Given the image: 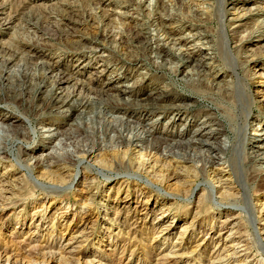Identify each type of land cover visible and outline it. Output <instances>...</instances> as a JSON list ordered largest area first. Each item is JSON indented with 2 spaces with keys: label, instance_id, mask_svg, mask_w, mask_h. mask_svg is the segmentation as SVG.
<instances>
[{
  "label": "rangeland",
  "instance_id": "rangeland-1",
  "mask_svg": "<svg viewBox=\"0 0 264 264\" xmlns=\"http://www.w3.org/2000/svg\"><path fill=\"white\" fill-rule=\"evenodd\" d=\"M4 1L8 5L1 18L10 15L13 23L11 28L0 29V44L10 45L11 50L20 54L7 66L12 73V82L0 84V185L16 184V189L3 193L12 205L0 207V251L7 249L8 254H16L17 259L12 260V264H59V255L53 259L34 255L29 252V247L49 242L57 250L84 226L87 227L88 238L80 244V248L86 255H80L79 260H62L61 264H85L93 259L88 255L90 252L102 259L95 264H205L206 257L213 250L214 253L223 248L231 255L233 245L241 246L240 254L244 253L246 257L243 259L251 261L250 264H262L264 246L254 239L255 228L233 227V223L241 221L240 212L242 215L246 213L248 223L254 220L245 211V202L237 200L228 203L216 193V189L222 191L219 187L221 182L232 183L227 187L237 186L235 180L227 176L231 168L228 161L230 134L222 132L224 122L211 110V100L198 97L184 85L185 88L180 87V79L189 68H180L179 72L172 73L170 64L154 68L152 60L148 59L153 75L137 86L128 87L132 91L130 95L121 96L128 102H138L151 93V82L164 76L167 81L172 80L176 87H168L166 92H162L166 97L164 103L174 98L176 103L189 105L178 115V111L173 109L153 107L143 110L132 106L110 110L98 103L92 106L90 113L75 112L71 116L65 113L66 108L38 114L26 113L28 96L21 94L18 83L25 75L36 77L41 72L35 69V61H40L39 57L84 81H88L93 73L97 74L88 68L89 63L99 67L103 61L111 67L115 63L124 64L121 71H115L123 77L131 73L130 77L122 79L124 87L138 77V73L131 72L130 58L120 55V48L114 39L105 43L104 52L99 56L107 61H98L99 57L93 55L89 58L91 54L85 49H65L62 45L71 30L60 24L59 15L92 17L103 8L114 10L119 7L115 9L117 14L112 16V23L118 25V32L122 26L128 32V28L138 26L142 20L149 25L147 31L155 35L154 27L149 24L148 12L138 13L136 0H62L68 5L60 4L58 0H0V4ZM176 8L182 16L190 15L187 7ZM217 9L215 19L197 21L202 27L195 26L193 29L207 30L211 38L219 41L223 32L217 28L221 26L219 5ZM124 12L130 13L132 18L120 16ZM72 25L76 33L67 35L71 41L89 47L90 40L98 37L89 26ZM44 42L53 46L54 50L50 52L43 48ZM260 45L264 49V41ZM190 47L191 42L183 46L184 49ZM193 50L200 57L201 52L197 48ZM111 53L113 58L108 60ZM170 60L178 63L175 57H170ZM112 70L98 73V80L94 83L110 82L109 73ZM261 81H264L263 77L250 81L249 88L253 92L258 89L264 91V85H259ZM156 85L160 91L165 89L160 81ZM253 123L258 122L251 115L246 124V144L259 139V134L264 132L261 128L251 129ZM142 154H148L151 161L161 163L158 165L170 159L181 162L185 165L184 169L174 170L181 177L169 182L166 180L161 185L155 178L152 179V175L140 174L126 166L119 167V161L125 162L128 157L138 160ZM103 159L109 161L110 168L101 166ZM193 168L199 171L196 178L191 177ZM166 173L169 175L165 170ZM256 177L253 173V179H250L255 194L252 204L255 205L257 219L254 223L264 245V183ZM200 198L206 199L205 202L214 208L198 213L195 206ZM159 222L165 227H172L171 236L165 242L163 238H156L157 234L153 236L152 226L160 227ZM231 228L232 233H229ZM210 236L214 243L202 247L204 240L207 241ZM183 242H188L184 248H188L187 252L193 251V254L179 251L183 254L172 260L162 259ZM244 244L246 251L242 247ZM257 245L262 250L258 251ZM0 260V264H5V257L0 256Z\"/></svg>",
  "mask_w": 264,
  "mask_h": 264
},
{
  "label": "bare ground",
  "instance_id": "bare-ground-1",
  "mask_svg": "<svg viewBox=\"0 0 264 264\" xmlns=\"http://www.w3.org/2000/svg\"><path fill=\"white\" fill-rule=\"evenodd\" d=\"M136 1L138 5L135 6L138 13L148 12L149 24L151 28L154 27L155 35L147 31L149 25H147V22H142V20L138 23V26L128 28V32L124 30L123 26L122 30L118 32V27H116L118 25L112 23V16L117 14L115 9L119 7H116L114 10L103 8L92 17L82 16L81 18H74L61 14L57 18L61 25L71 30L67 35L71 36L76 33L75 26L72 25L73 23L93 28L95 34L98 36H94L90 40L91 45L88 47L71 41L70 37L66 35V40L64 39L65 41L62 45L65 49L69 48L74 51L85 49L91 54L89 58H97L103 54L105 43L114 39L120 48V55H124L126 59L130 58L129 65L133 66L131 72L138 73L137 79L127 87L122 86V79L130 77L131 73L126 74L127 76L125 75L124 77L120 76L115 71L123 69L125 67L124 64L120 66L115 63L111 67L103 61L99 64V67H94V65L89 63L88 68L95 70L97 74L93 73L92 76H89L88 81H84L80 80L78 76L62 69L61 66L47 62L44 58L39 57L40 61L38 59L34 61L35 69L39 70V72L41 71L39 73L40 76H38L39 74L36 77L32 74V76L24 74V78L19 79L18 83L21 94L28 96L26 100L27 107L25 108L26 113L38 114L45 113L47 110L66 108L65 113L71 116L75 112L84 111L85 113H90L92 106L98 103L110 110L127 109L132 106H138V108L143 110H150L153 107L162 110L173 109L178 111V115L182 109L188 108L189 105L176 103L177 101L174 98L169 103H164L166 97L163 96L162 92H166L168 87L176 88L174 82L170 79L167 81L164 76L151 82V93L145 94V98L138 102H135V100L128 102L125 98H121V96L130 95L132 91L128 90V87L137 86L140 81L148 80L149 76L153 75V69L151 70L148 66L150 65L148 64V59L152 60L154 68H162L170 64L171 68H169L172 73L179 72L180 68H189L180 79L182 82L179 83L180 87H186L189 92L194 93L202 99L211 100V110H214L215 114L224 122L223 126L225 127L222 132L230 134L228 161L231 168L227 176L234 179L237 186L227 187L228 184L232 183L221 182L219 187L222 191L216 189V193L220 195L219 197L222 201L239 200L245 202V211L254 220L248 223L246 221V213L242 215L240 212L239 218L241 221L233 223V227L242 225L244 228H255L254 239L259 245L264 246L260 233L254 223L257 219L255 205L252 204L255 194L250 183V179H253L251 178L253 173L257 175L256 180L264 183V132L259 134L261 136L259 139L246 144L248 130L246 124L249 116L253 115L255 121L258 122L253 123L251 129L260 130L261 128V130H264V91L258 89L253 92L248 84L259 77L264 78V49L260 45L264 41V0H172L174 3L168 0ZM57 2L65 5L69 4L62 0H58ZM7 5V1L0 4V29L11 28V24L13 23V17L10 15H7L3 19L1 18L7 10ZM176 5L179 8L187 7L190 15L188 17L182 16ZM217 5H219L221 11V26L218 25L217 28L218 30L221 28L223 32V38L220 37L219 41L211 38L207 30L198 31L197 28L193 29L195 26L202 27L197 21H201L202 19L212 21L215 19L216 10H218ZM120 16L132 18V15L127 12L120 14ZM33 24L34 27H37L36 23ZM61 31L64 30L61 28ZM44 33L46 34L45 31ZM66 42L67 44H65ZM187 42H191L192 47L184 49L183 46ZM43 48L50 52L54 50V47L46 42L43 43ZM193 48H197L201 52L200 57H198ZM257 49L259 52H257ZM19 55L18 51L11 50L10 45L0 44V64L3 67L0 70V84L12 82V73L8 71L7 66L16 61ZM170 57L177 58L178 63H172ZM112 58L111 53L108 55V60ZM102 60L105 59L99 57L98 61ZM110 70H112L109 73L110 82L100 83V81H97L94 83V81L98 80V73H107ZM159 81L165 87L161 91L158 90L159 87L156 85L157 83L159 84ZM259 85H264V81H261ZM37 103L39 104L35 107ZM147 156L148 154H142V156H138V160H135L134 157H128L125 162L124 160L119 161V167L126 166L140 174L152 175V179L155 178V181L162 185L166 180L169 182L178 178L180 175L174 170L177 168L184 169L185 166L181 165V162L172 159L164 161L162 165H158L157 163L159 162L156 160L151 161V158ZM100 164L106 168H110L108 166H111L109 161L105 159L101 160ZM165 170L169 172V175L168 173L164 174ZM64 171H68L66 167H64ZM192 172V178L198 177V169L193 168ZM177 186L174 188H177ZM14 189H16V184L5 183L0 185V207L12 205V202L8 203V197L4 196L3 193ZM180 190L183 191L184 189ZM236 195H240V197H236ZM205 201L206 199L204 198L198 199L197 206H195L198 213L209 212V209L212 210L214 208ZM163 212L162 214H164ZM159 224L160 227L152 226L154 229L153 236L155 237L157 234L156 238H163L162 240L165 242L171 236L172 227H165L162 222H159ZM192 225L193 223H191ZM38 227L36 226V228ZM31 230L32 228L29 229V232ZM86 230L87 227L84 226L73 233L70 241L58 247L57 250L56 246L49 242L27 247H29V252L34 255L51 257V259L59 255V264L62 263V260H79L80 255H86L80 248V244L88 238ZM232 230L231 228L229 233H232ZM214 241L213 237L210 236L207 241L204 240V244L201 246L208 247ZM186 244L188 242L180 243L177 250H170L162 259L164 258L165 261L168 259L172 260L173 257L183 254V252L180 253L179 251L188 250V248H184ZM217 244H215L214 248H216ZM259 245L256 246L258 251L261 249ZM199 246L200 244L197 247ZM242 247L245 248L243 249L244 251L247 250L245 244ZM240 248L241 246L233 245L230 249L231 255H229V250L225 251L223 248L216 250L214 253L213 250L206 257L205 264H246V262L250 264L251 261L243 259L246 256L244 253L240 254L242 253ZM8 253L7 249H4L0 251V256L5 257V264H12V260H16L17 256L16 254L12 255V253ZM186 253L193 254L194 252L186 251ZM88 255L93 259L86 261L85 264H95L102 261L93 252L88 253ZM77 256L78 258L76 259L75 257ZM259 262L256 261V263Z\"/></svg>",
  "mask_w": 264,
  "mask_h": 264
}]
</instances>
